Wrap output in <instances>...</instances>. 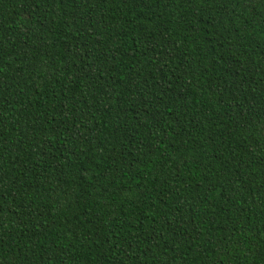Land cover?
<instances>
[{"label":"trees","instance_id":"16d2710c","mask_svg":"<svg viewBox=\"0 0 264 264\" xmlns=\"http://www.w3.org/2000/svg\"><path fill=\"white\" fill-rule=\"evenodd\" d=\"M0 264H264V0H0Z\"/></svg>","mask_w":264,"mask_h":264}]
</instances>
